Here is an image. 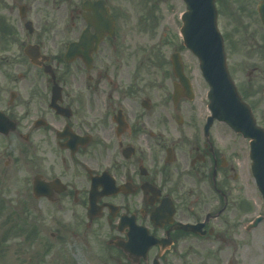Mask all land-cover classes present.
I'll list each match as a JSON object with an SVG mask.
<instances>
[{
  "label": "flooded vegetation",
  "instance_id": "1",
  "mask_svg": "<svg viewBox=\"0 0 264 264\" xmlns=\"http://www.w3.org/2000/svg\"><path fill=\"white\" fill-rule=\"evenodd\" d=\"M146 2L0 0V199L13 135L37 191L18 206L32 197L37 231L52 211V239L72 220L102 264H264V153L207 123V99H173L181 53L154 47ZM250 51L242 87L229 72L264 130V48Z\"/></svg>",
  "mask_w": 264,
  "mask_h": 264
},
{
  "label": "rangeland",
  "instance_id": "2",
  "mask_svg": "<svg viewBox=\"0 0 264 264\" xmlns=\"http://www.w3.org/2000/svg\"><path fill=\"white\" fill-rule=\"evenodd\" d=\"M136 1H144L140 5L150 6V10L154 9V4H149L146 1L157 3L156 11L153 12L155 17L153 20V45L155 48H160L165 56L172 50L181 53L186 73L191 79L193 99L205 100L208 87L201 77L197 60L191 52L183 47L179 35L177 36L181 26L180 15L185 9L184 3L181 0ZM258 1L216 0L218 28L224 38L228 66L231 68L232 74L234 73L238 77L237 79L241 83L240 87H242L247 70L245 54L247 51L251 52V47L264 48V29L256 12ZM222 132H226V130L222 128ZM229 134L232 136L233 133ZM232 139L236 143H243L239 137H232ZM9 145V183H6L3 193L6 198L0 199V264H52L57 256L64 257L65 261H70L72 264H102V260L99 258L102 249L97 234L75 226L76 223L72 220L62 226L69 227L55 233L56 239H52L51 234L54 233L52 229L53 212L46 210L47 214L42 213L43 219L40 221L43 224L37 231L32 197H28L31 200L28 198L24 200V206H18L19 200L23 198L19 197V191L24 189L31 194L30 168L29 170L26 168V182L24 183L18 173L20 165L18 139L10 135ZM30 201H32L31 204ZM7 212L12 216L10 218L12 224L14 222L19 224L21 233L10 232L12 228L6 225L8 221L5 220ZM60 216L62 215L59 214ZM32 228L35 234L29 239L28 234L32 232Z\"/></svg>",
  "mask_w": 264,
  "mask_h": 264
},
{
  "label": "water",
  "instance_id": "3",
  "mask_svg": "<svg viewBox=\"0 0 264 264\" xmlns=\"http://www.w3.org/2000/svg\"><path fill=\"white\" fill-rule=\"evenodd\" d=\"M183 1L186 4V12L182 15L181 34L184 44L197 56L200 69L210 87L209 108L213 114L216 112L219 120L225 121L243 136L251 138V143L264 146L263 132L254 125L249 110L240 102L227 76L222 39L216 26L215 0ZM257 9L264 24V0L258 4ZM174 64L180 66L178 61ZM186 90L190 95L187 85Z\"/></svg>",
  "mask_w": 264,
  "mask_h": 264
}]
</instances>
